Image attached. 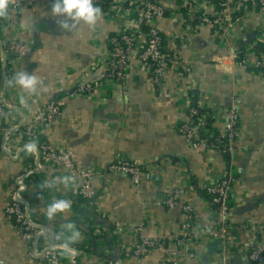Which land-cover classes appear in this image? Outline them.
<instances>
[{
    "label": "crops",
    "instance_id": "obj_1",
    "mask_svg": "<svg viewBox=\"0 0 264 264\" xmlns=\"http://www.w3.org/2000/svg\"><path fill=\"white\" fill-rule=\"evenodd\" d=\"M54 2L28 0L15 28L0 27V106L10 127L29 121L37 106L59 101L58 118L42 127L39 135L70 152L75 166L91 172L99 197L89 204L78 194L80 182L74 173L58 172L46 164L35 172L34 178L46 190L44 198L36 202L31 197V208L47 228L45 241L54 232L61 235L67 251L61 255L62 264H70L71 258L75 264H110L122 257L120 248L134 246L138 233L150 238L176 234L181 213L158 205L173 189L191 206L197 227L204 229L215 223V200L202 194L201 187L224 175L225 162L215 151L191 150L177 133L178 125L187 120V93L199 95V100L204 97L206 104L219 108L213 120L219 130L224 127L226 109L235 107L239 126L231 157L233 197L227 222L235 239L244 240L253 232L264 246V73L235 66L228 49L229 44L247 55L260 50L263 40L257 25L264 18L241 10L236 14L234 35L226 41L193 18V12L206 9V0H163L166 18L154 25L164 48L178 64L167 71L162 82L152 83L149 68L139 59L140 49L134 48L122 84L106 82L91 94L73 95L77 85L104 68L111 36L125 31L130 22L102 10L95 25L80 21L66 30L59 23L65 15H52ZM67 22L75 23L71 19ZM252 34L255 36L247 43H241ZM9 37L27 46L26 56L19 62L1 44ZM219 58L222 67L216 66ZM12 68L14 73L35 75L42 84L36 83L34 91L21 88L10 77L15 75ZM181 72H186L184 79ZM31 98L37 99V106L31 104ZM10 136V152L0 148V264H46L28 259L27 243L4 213L13 179L25 169L20 158L24 149L13 134ZM118 159L149 166L138 188L126 176L106 171ZM55 199L69 200L71 208L48 218L47 208ZM90 229L96 236L92 242L87 233ZM202 235L197 256L182 264H249L244 254L224 256L218 238ZM80 245L82 249H78ZM162 258L151 252L142 258H122L121 264H161Z\"/></svg>",
    "mask_w": 264,
    "mask_h": 264
},
{
    "label": "built area",
    "instance_id": "obj_2",
    "mask_svg": "<svg viewBox=\"0 0 264 264\" xmlns=\"http://www.w3.org/2000/svg\"><path fill=\"white\" fill-rule=\"evenodd\" d=\"M163 0H93L95 7L105 13L126 18L130 22L129 28L123 32H116L109 40V50L104 68L89 81L75 87L73 95H87L103 87L106 82L122 84L126 77L128 60L134 48L140 49L139 59L151 71V81L154 85L160 84L168 70L177 66L174 55L164 48L163 39L155 27L154 22L166 18ZM28 0H12L8 6L7 16L0 18V27H16L19 23L20 10ZM241 10L256 13L264 18V0H206L205 10L193 12L195 22L209 26L224 40L233 37L235 18ZM259 18V17H258ZM259 18V19H260ZM258 35L262 46L256 53L247 55L235 51L228 44L229 58L235 66L242 69H252L264 73V21L257 25ZM16 61H21L27 53V46L15 38L9 37L1 43ZM216 66H223L221 58L216 60ZM11 73H14L13 68ZM10 73V74H11ZM20 72L10 75L16 81ZM180 77H184L182 72ZM184 79V78H183ZM203 97V96H201ZM187 120L179 124L177 133L182 137L184 144L193 151H215L225 161L224 175L213 184L203 185L205 191L216 206L213 214L215 223L201 229L194 223L191 206L184 200L179 190L173 189L158 205L168 212L179 211L182 219L178 232L168 238H150L138 233L136 243L131 248H120L122 257H116L110 264H121L125 257L142 258L154 252L163 256L161 264H182L183 260H191L197 256L196 246L200 235L209 238H218L223 246V255L244 254L249 264H264V246L258 241L255 233H250L244 240L235 239L227 222V214L232 199L231 157L234 151L236 131L239 126V115L234 106H230L223 114L224 127L219 130L213 122L219 108L206 104L204 97L194 93L186 95ZM37 99L31 98V104L37 106ZM61 111L60 102L50 101L37 106L29 121L7 127L4 112L0 106V148L10 152L8 142L11 134L22 145L35 144L36 151L30 153L34 168L25 170L13 179V190L10 201L4 213L11 218L18 230L20 238L27 243V256L30 261L38 260L46 264H62L64 245L59 233H53L50 240L45 241L47 228L41 224L31 208V197L28 195L32 183H28L35 172L43 164L53 166L62 173H74L79 179L78 194L88 204L98 198L92 186L91 172L81 170L72 161L71 153L53 146L47 141L37 143L36 137L40 134L39 128L46 127L56 121ZM106 171L112 174H121L130 179L135 188L140 186L141 176L149 171V166L127 160L112 161ZM73 255V253H71ZM70 264H75L70 259Z\"/></svg>",
    "mask_w": 264,
    "mask_h": 264
},
{
    "label": "clouds",
    "instance_id": "obj_3",
    "mask_svg": "<svg viewBox=\"0 0 264 264\" xmlns=\"http://www.w3.org/2000/svg\"><path fill=\"white\" fill-rule=\"evenodd\" d=\"M11 2L12 0H0V18L7 16L8 6ZM52 15H65V20L59 22L60 27L66 30H72L80 21L88 25H95L102 16V10L93 5V0H55L52 6ZM69 19L73 20L75 23L69 25L67 22ZM17 76L16 83L26 90L34 91V85L36 83L39 82L42 84V81H38L35 75L28 76L26 73L20 72ZM36 148L37 146L34 143L25 145V150L28 153L35 152ZM45 185L51 186L48 181H45ZM70 208L71 202L69 200L55 199L54 203L47 208L46 215L48 218H52L55 213H62ZM66 247L67 246H65V248Z\"/></svg>",
    "mask_w": 264,
    "mask_h": 264
},
{
    "label": "trees",
    "instance_id": "obj_4",
    "mask_svg": "<svg viewBox=\"0 0 264 264\" xmlns=\"http://www.w3.org/2000/svg\"><path fill=\"white\" fill-rule=\"evenodd\" d=\"M113 36V35H112ZM111 36V37H112ZM8 52V51H7ZM150 73H151V71H150ZM5 125H6V123H5ZM42 128V127H41ZM41 128H39L38 130L40 131V129ZM36 141H37V143H39V142H42V141H45L44 140V138L43 137H41L40 135H37V137H36ZM20 158H21V160H22V163H23V165H24V170L23 171H25V170H30V169H32V168H34V165H33V159H32V157L30 156V153H28L26 150H23L21 153H20ZM224 159V162L225 161H227V157H224L223 158ZM225 166H226V164H225ZM28 183L30 184V183H35V185H34V190L33 191H31V192H29V196L30 197H32V198H35V202L37 201V199L38 198H44V191L46 190L43 186H41V183L39 182V181H37L34 177H31L29 180H28ZM202 192V194H205L206 195V197L207 198H211L209 195H207L206 193H205V191L204 190H202L201 191ZM33 201V200H32ZM108 229H109V231H111L112 230V227H108ZM88 235H89V238L91 239V242L92 241H94V239L96 238V236H94L93 235V230H88ZM102 236L103 237H105V234L103 235L102 234ZM83 248V246L82 245H80L79 247H78V249H82ZM62 254H66L67 255V251H64ZM64 263V262H63Z\"/></svg>",
    "mask_w": 264,
    "mask_h": 264
},
{
    "label": "water",
    "instance_id": "obj_5",
    "mask_svg": "<svg viewBox=\"0 0 264 264\" xmlns=\"http://www.w3.org/2000/svg\"><path fill=\"white\" fill-rule=\"evenodd\" d=\"M255 35H249V36H246V37H244V38H242V40H241V43H247L251 38H253ZM240 48V47H239ZM69 240V238H66V239H64V242L66 241V243H68L67 241ZM217 242H219V241H217ZM220 243V242H219Z\"/></svg>",
    "mask_w": 264,
    "mask_h": 264
}]
</instances>
